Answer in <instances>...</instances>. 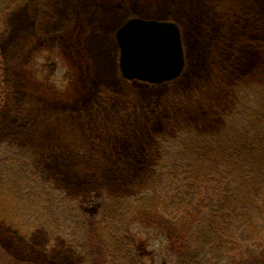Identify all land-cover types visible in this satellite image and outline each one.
Wrapping results in <instances>:
<instances>
[{
  "label": "rangeland",
  "instance_id": "rangeland-1",
  "mask_svg": "<svg viewBox=\"0 0 264 264\" xmlns=\"http://www.w3.org/2000/svg\"><path fill=\"white\" fill-rule=\"evenodd\" d=\"M132 16L180 25L186 65L178 78L122 79L115 30ZM263 77L264 0H0V159L17 153L34 165L40 191L51 181L55 194H137L156 170L163 140L180 127L224 132L239 83L242 97L251 93L253 108L263 112L264 92L249 87ZM189 133L190 146H214ZM20 177L16 170L0 175V209L25 228L26 213L15 199ZM134 229L132 256L174 264L164 259L168 243L157 229ZM54 234L41 224L24 235L0 219L7 248L21 244L30 249L26 258L83 264L72 229L51 239Z\"/></svg>",
  "mask_w": 264,
  "mask_h": 264
},
{
  "label": "trees",
  "instance_id": "trees-1",
  "mask_svg": "<svg viewBox=\"0 0 264 264\" xmlns=\"http://www.w3.org/2000/svg\"><path fill=\"white\" fill-rule=\"evenodd\" d=\"M255 85L249 84L251 92H264V77ZM241 87L244 83L233 88V104L223 116L224 132L212 135L180 127L178 135L163 140L156 170L145 175L137 194L110 195L99 189L73 196L60 189L55 194L51 181L48 191H40L34 165L32 169L17 153L1 158L0 175L22 173L15 179V199L28 226L21 228L3 209L0 219L24 235L41 224L50 225L55 233L51 239L67 226L73 246L81 247L83 264H143L140 254L132 256L137 224L162 234L168 243L164 259L174 264H264V111L253 108L251 93L242 97ZM251 117L258 123L247 121ZM189 132L214 146H190ZM18 159L21 163L15 168ZM16 248H7L0 236V262L54 264L26 258L30 249L24 245Z\"/></svg>",
  "mask_w": 264,
  "mask_h": 264
},
{
  "label": "water",
  "instance_id": "water-1",
  "mask_svg": "<svg viewBox=\"0 0 264 264\" xmlns=\"http://www.w3.org/2000/svg\"><path fill=\"white\" fill-rule=\"evenodd\" d=\"M115 37L125 78L160 83L181 75L186 58L177 22L132 16L117 28Z\"/></svg>",
  "mask_w": 264,
  "mask_h": 264
}]
</instances>
